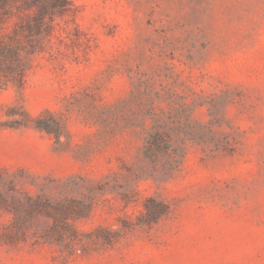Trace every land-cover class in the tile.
I'll list each match as a JSON object with an SVG mask.
<instances>
[{
    "label": "rangeland",
    "instance_id": "obj_1",
    "mask_svg": "<svg viewBox=\"0 0 264 264\" xmlns=\"http://www.w3.org/2000/svg\"><path fill=\"white\" fill-rule=\"evenodd\" d=\"M0 264H264V0H0Z\"/></svg>",
    "mask_w": 264,
    "mask_h": 264
}]
</instances>
